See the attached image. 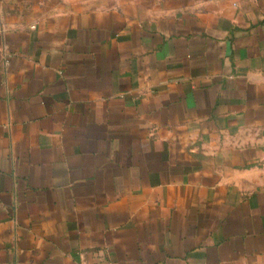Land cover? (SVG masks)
<instances>
[{
	"label": "crops",
	"instance_id": "1",
	"mask_svg": "<svg viewBox=\"0 0 264 264\" xmlns=\"http://www.w3.org/2000/svg\"><path fill=\"white\" fill-rule=\"evenodd\" d=\"M0 264H264V0H0Z\"/></svg>",
	"mask_w": 264,
	"mask_h": 264
}]
</instances>
